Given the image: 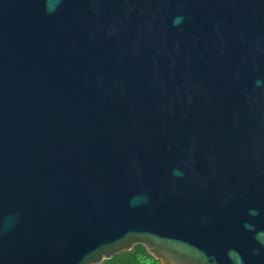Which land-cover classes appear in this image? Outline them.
I'll return each instance as SVG.
<instances>
[{
    "label": "water",
    "instance_id": "water-1",
    "mask_svg": "<svg viewBox=\"0 0 264 264\" xmlns=\"http://www.w3.org/2000/svg\"><path fill=\"white\" fill-rule=\"evenodd\" d=\"M264 264V0H0V264Z\"/></svg>",
    "mask_w": 264,
    "mask_h": 264
},
{
    "label": "trees",
    "instance_id": "trees-1",
    "mask_svg": "<svg viewBox=\"0 0 264 264\" xmlns=\"http://www.w3.org/2000/svg\"><path fill=\"white\" fill-rule=\"evenodd\" d=\"M101 264H160V262L149 255L143 246L136 245L131 251L114 255Z\"/></svg>",
    "mask_w": 264,
    "mask_h": 264
}]
</instances>
